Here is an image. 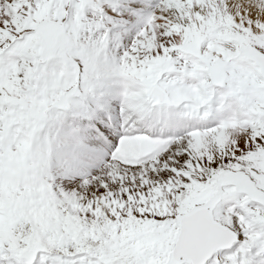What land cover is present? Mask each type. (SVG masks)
Segmentation results:
<instances>
[{
  "label": "snow or ice",
  "instance_id": "snow-or-ice-1",
  "mask_svg": "<svg viewBox=\"0 0 264 264\" xmlns=\"http://www.w3.org/2000/svg\"><path fill=\"white\" fill-rule=\"evenodd\" d=\"M0 264H264V0H0Z\"/></svg>",
  "mask_w": 264,
  "mask_h": 264
}]
</instances>
